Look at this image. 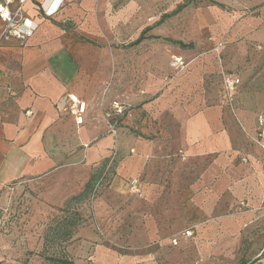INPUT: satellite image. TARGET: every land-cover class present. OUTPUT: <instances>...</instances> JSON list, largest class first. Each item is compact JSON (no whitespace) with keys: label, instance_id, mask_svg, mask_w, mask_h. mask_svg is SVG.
Instances as JSON below:
<instances>
[{"label":"crops","instance_id":"crops-1","mask_svg":"<svg viewBox=\"0 0 264 264\" xmlns=\"http://www.w3.org/2000/svg\"><path fill=\"white\" fill-rule=\"evenodd\" d=\"M47 1L20 0L26 20L18 24L16 62L0 61V188L23 177L57 178L62 161L96 166L123 148L109 186L95 201V219L106 235L89 236L85 227L78 234L100 240L90 264H186L182 257L190 249L203 258L227 252L232 234L246 223L227 216L229 209L264 208V152L242 154L235 145L243 134L236 120L264 142L257 120L264 110L258 106L264 101V57L257 63L259 78L249 80V86L242 80L233 107L221 85L216 104L199 109L171 106L160 98L145 105L156 110L155 132L149 127L156 136L118 141L108 131L107 115L114 101H124L115 84L104 93L110 76L101 70L106 63H119L105 57L112 47L108 33L120 29L122 16H131L138 0H63L54 15L44 13ZM257 12L256 21L243 20L254 47L256 40L264 42V5ZM250 23L257 26L254 32ZM29 27L32 33H26ZM249 52L253 56L254 50ZM70 93L86 102L81 125L67 110ZM105 130L108 136L101 135ZM120 133L121 125L117 137ZM136 174L143 181L142 198L129 192ZM81 179L75 175L71 186L67 180L52 184L58 192L54 204L61 206L81 192L88 184L86 179L79 187Z\"/></svg>","mask_w":264,"mask_h":264},{"label":"rangeland","instance_id":"rangeland-1","mask_svg":"<svg viewBox=\"0 0 264 264\" xmlns=\"http://www.w3.org/2000/svg\"><path fill=\"white\" fill-rule=\"evenodd\" d=\"M11 1L9 7L14 13L20 0ZM186 1L190 3L171 15ZM137 3L136 8L132 7L131 16H122L120 29L108 33L112 47L107 49L105 57L107 61L115 57L119 63L115 67L106 63L101 70L110 76L104 93L115 84L120 99L128 107L120 119L121 133L115 140L119 141L121 136H156L153 134L158 121L156 110L147 109L145 105L160 98L171 106L195 104L198 109L216 104L221 85L220 58L225 69L240 74L245 86H249V80L259 78L262 67L257 63L264 57V42L255 41L262 49L249 42L251 38L244 31L248 23L243 20L256 21L264 0H138ZM251 25L254 32L257 26L250 23L249 27ZM148 26L155 32L149 30L148 38L132 44ZM14 28L15 21L7 23L0 18V61L5 64L16 62L15 48L21 45ZM222 42L224 47L218 52ZM251 50H254L253 56ZM175 56L184 57L185 69H174ZM262 105L264 101L260 100L258 106ZM93 112L96 113V108ZM236 124L245 135L235 139L241 153L256 149L264 152L255 135L253 138L239 120ZM101 135L109 134L105 130ZM108 148L111 150L110 146ZM122 152L123 148H119L116 155L100 160L96 166L83 163V168L75 164L66 166L62 161L55 172L60 174L57 178L23 177L3 185L0 188V264H90L94 247L100 240L78 234L85 227L89 236L98 235L103 239L106 235L95 219V201L109 186ZM179 153L178 156L183 157L182 152ZM74 174L78 178L82 175L77 183L79 187L86 184V179L88 186L84 185L81 192L63 205H55L58 192L51 185L67 180L65 184L71 186ZM227 216L246 221L232 234L227 252L203 258L190 249L185 258L182 257L186 264H264V208L244 204L229 209ZM72 223H77V227Z\"/></svg>","mask_w":264,"mask_h":264},{"label":"built area","instance_id":"built-area-1","mask_svg":"<svg viewBox=\"0 0 264 264\" xmlns=\"http://www.w3.org/2000/svg\"><path fill=\"white\" fill-rule=\"evenodd\" d=\"M11 0H3L0 2V18H2L7 23H13L15 21V28H14V34H17L19 37H21V27L18 24H22L25 22V17L22 14V8L21 5H19L15 12L12 13L10 10V3ZM44 5V3H43ZM63 5V0H48L47 4L43 6V11L46 15H54L60 7ZM33 28L29 27L26 31V33H32ZM224 47L223 42L219 43L218 45V52L219 50ZM256 47L259 49H262V45L258 44ZM220 58V57H219ZM220 64H221V86L224 98L226 100V103L230 107H233L235 104V101L239 94V88L242 84V79L240 75L235 71H229L228 69H225L222 64L223 61L220 58ZM172 66L176 70H183L187 66V62L184 59L183 56H176L174 57L172 61ZM66 107L67 110L70 111V113L74 116L75 122L77 125H81L84 123V115L86 113V102L83 101L78 95L74 93H70L66 97ZM128 110L127 105L124 102L121 101H114L112 105V111L107 115L108 121V131L117 137L118 135V129H119V122L120 119L125 115L126 111ZM258 124H259V136L263 138L264 135V110L259 113L258 115ZM258 144L261 145V147L264 148V142L260 139L257 141ZM129 192L131 194L136 195L139 198H142L144 196L143 191V181L141 179L140 174H136L129 180ZM189 235H192V231L186 232Z\"/></svg>","mask_w":264,"mask_h":264},{"label":"trees","instance_id":"trees-1","mask_svg":"<svg viewBox=\"0 0 264 264\" xmlns=\"http://www.w3.org/2000/svg\"><path fill=\"white\" fill-rule=\"evenodd\" d=\"M213 2V1H212ZM190 2L189 1H186L185 3H183V4H181V5H179L178 7H177V9H175L172 13H171V15L172 14H176L177 12H179L180 10H182L183 8H185L188 4H189ZM213 3H215V2H213ZM166 16H170V14L169 15H166ZM151 28L152 27H146L142 32H141V34L139 35V37L132 43V44H139V43H141L143 40H145L146 38H148L149 37V35H147V32H149V30H151ZM180 44H183L182 42H180ZM87 186H88V184H87ZM72 225H74V227H77V223H72ZM73 227V228H74ZM68 234H70L71 235V232L69 231V233Z\"/></svg>","mask_w":264,"mask_h":264}]
</instances>
